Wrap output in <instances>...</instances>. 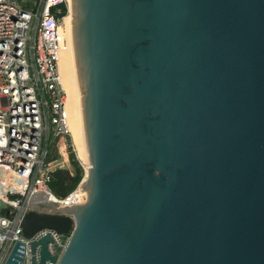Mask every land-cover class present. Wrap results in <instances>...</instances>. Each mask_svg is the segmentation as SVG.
I'll list each match as a JSON object with an SVG mask.
<instances>
[{
    "label": "water",
    "instance_id": "obj_1",
    "mask_svg": "<svg viewBox=\"0 0 264 264\" xmlns=\"http://www.w3.org/2000/svg\"><path fill=\"white\" fill-rule=\"evenodd\" d=\"M70 12L87 198L33 193L31 264H264V0Z\"/></svg>",
    "mask_w": 264,
    "mask_h": 264
},
{
    "label": "built area",
    "instance_id": "obj_2",
    "mask_svg": "<svg viewBox=\"0 0 264 264\" xmlns=\"http://www.w3.org/2000/svg\"><path fill=\"white\" fill-rule=\"evenodd\" d=\"M70 8L71 0H0V264L17 243L24 248L23 264H31V242L50 232L23 235L34 192L59 204L86 201L74 199L77 189L58 198L51 188L52 173L67 169L52 148L71 137L60 68Z\"/></svg>",
    "mask_w": 264,
    "mask_h": 264
},
{
    "label": "bare ground",
    "instance_id": "obj_3",
    "mask_svg": "<svg viewBox=\"0 0 264 264\" xmlns=\"http://www.w3.org/2000/svg\"><path fill=\"white\" fill-rule=\"evenodd\" d=\"M71 12L66 18V35L68 38V46L65 48L61 55L60 68L63 79V84L68 96V112H69V126L71 138L74 145L78 149L81 159L86 162L85 150L81 132V121H80V106H79V94L77 89L73 50L71 41ZM86 164V173L90 167V164ZM86 192H80L79 189L74 194V199L78 202H84L86 199Z\"/></svg>",
    "mask_w": 264,
    "mask_h": 264
},
{
    "label": "trees",
    "instance_id": "obj_4",
    "mask_svg": "<svg viewBox=\"0 0 264 264\" xmlns=\"http://www.w3.org/2000/svg\"><path fill=\"white\" fill-rule=\"evenodd\" d=\"M56 152V148H52V153ZM70 164L73 167V172L70 169H58L52 173L51 188L53 193L58 198H66L74 192L81 184L84 178V169L77 160L72 147L69 145Z\"/></svg>",
    "mask_w": 264,
    "mask_h": 264
},
{
    "label": "rangeland",
    "instance_id": "obj_5",
    "mask_svg": "<svg viewBox=\"0 0 264 264\" xmlns=\"http://www.w3.org/2000/svg\"><path fill=\"white\" fill-rule=\"evenodd\" d=\"M69 145L72 147L73 152L76 155L77 160L80 162V164L82 165L83 169H84V177L86 175V162H84L81 157L80 154L78 152V149L76 148V146L73 143V140L71 137H67V138H63L58 142V148H56V152L55 155L58 158L59 162L66 160V168L70 169L73 172V167L70 164V157H69ZM61 152V154H60ZM64 156H63V155ZM84 179V178H83ZM79 189V187L77 188V190ZM3 213V212H1Z\"/></svg>",
    "mask_w": 264,
    "mask_h": 264
}]
</instances>
